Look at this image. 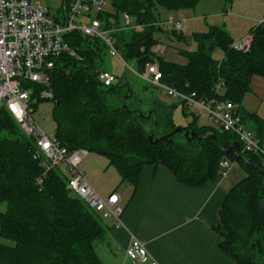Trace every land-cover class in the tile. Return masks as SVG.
<instances>
[{"label":"trees","instance_id":"16d2710c","mask_svg":"<svg viewBox=\"0 0 264 264\" xmlns=\"http://www.w3.org/2000/svg\"><path fill=\"white\" fill-rule=\"evenodd\" d=\"M68 0H63V3ZM200 0H110L113 17L120 23V15L127 13L135 23L145 25L136 33L125 30L117 35L118 47L125 59L141 71L147 64L156 63L162 74L161 82L183 94H195L201 99L216 97L239 105L243 123L252 122L250 130L264 149V121L256 114L240 108L249 91L252 76L264 78V22L249 34L250 49L246 52L231 48L233 40L223 26H210L205 33H194L195 50L179 54L187 59L185 65L154 57L151 49L158 44L156 34L164 33L156 24L157 7L168 12L194 9ZM177 40L185 38L170 32ZM68 43L81 58L60 57L49 71L50 86H27L33 91L31 107L36 112L44 102H51L54 137L69 153L84 150L107 160L120 176V184H138L145 166H162L176 180L190 188L220 180L219 164L236 162L244 176L227 192L220 210L215 231L220 237L219 248L234 264H264V166L263 157L240 153V143L234 134L211 126H198L197 117L185 127L199 140H175L180 131L172 113L175 106L155 105V116L146 119L147 112L132 108L111 107L107 94L117 86L107 87L98 82L100 53L105 51L97 40L79 35L67 37ZM221 53L216 59L215 52ZM117 78V77H116ZM221 82L223 91L214 95V86ZM124 86L121 84L120 87ZM129 91L131 90L127 85ZM49 90L53 100L39 99L41 90ZM128 95V94H127ZM132 96L127 99H131ZM184 113L187 108L179 103ZM153 115V114H152ZM156 124L153 142L149 135ZM148 125V127H147ZM167 136L164 138V136ZM206 136V137H205ZM235 144L238 148L233 147ZM34 144L23 134L4 109L0 114V264H103L97 249L106 240L103 218L87 209L81 200L69 195L67 177L59 169H51L41 186L36 179L42 175L33 160ZM229 149L227 153H224ZM117 188L113 193H116Z\"/></svg>","mask_w":264,"mask_h":264},{"label":"built area","instance_id":"2783aa9c","mask_svg":"<svg viewBox=\"0 0 264 264\" xmlns=\"http://www.w3.org/2000/svg\"><path fill=\"white\" fill-rule=\"evenodd\" d=\"M110 0H68L62 4L59 14L51 15L47 8L33 5L31 0H0V114L6 110L24 135L32 139V152L42 175L36 179L41 186L43 178L54 168L61 169L66 177V190L69 195L78 198L83 204L103 219L114 222L115 228L123 227V206L117 193H110L102 198L88 184L79 165L87 156L84 150L69 153L61 147L54 135L46 134L35 119L31 107L33 91L30 84L41 87L50 86L49 71L54 68L56 60L66 56L76 60L81 58L68 43L67 37L79 35L83 38L97 40L103 44L105 52L117 58L123 66L126 61L118 47L117 35L125 30L141 32L145 25L137 24L127 14L120 15V23L113 17L101 19L103 10ZM62 12V13H61ZM96 13V16H92ZM185 20L169 17L159 20L157 26L163 31L179 33ZM250 34L234 41L231 48L246 52L250 49ZM154 57H162L165 48L159 43L152 49ZM131 72L150 87L159 89L168 97L183 103L191 116L211 122L222 132L234 134L240 143V153H252L263 157L264 149L252 130L246 128L239 114V105L216 97L201 99L195 94H183L161 82L162 74L156 63L147 64L143 70ZM98 82L110 87L117 79L113 73L103 70L97 75ZM223 91V84L214 86V95ZM39 99L52 101L49 90H41ZM264 166V161L263 164ZM220 180L226 179L237 167L236 162L227 160L219 164ZM125 257L135 264H158L150 255L146 245L131 236L124 250Z\"/></svg>","mask_w":264,"mask_h":264},{"label":"crops","instance_id":"0c3cea01","mask_svg":"<svg viewBox=\"0 0 264 264\" xmlns=\"http://www.w3.org/2000/svg\"><path fill=\"white\" fill-rule=\"evenodd\" d=\"M200 6L209 7L208 16L212 17L205 32L210 26H223L233 42L264 22V0H201L194 9L173 12L184 17L176 19L185 20L181 33L187 23L197 19L196 12ZM166 16L169 18L171 15ZM167 17L159 16L160 20ZM169 33L166 31L167 35ZM184 41L189 43L186 39ZM240 108L264 121V78L251 77L249 91L244 95ZM244 125L250 129L252 122L247 120ZM87 156L80 163L79 170L85 179L84 170H90V183L86 179L88 184L104 196L117 188L116 193L123 206V227L117 229L112 220H103L107 236L97 249L103 264H127L124 250L131 236L146 245L158 264H234L221 252L220 237L215 229L220 223L219 210L228 190L244 173L237 182L227 177L190 188L180 184L162 166H145L140 172L138 184L132 187L127 183L120 184L119 174L114 167L108 166L106 159L90 153ZM95 165L101 168V177H96ZM97 178L108 180V183L102 185ZM130 264L135 263L130 261Z\"/></svg>","mask_w":264,"mask_h":264},{"label":"rangeland","instance_id":"374dc122","mask_svg":"<svg viewBox=\"0 0 264 264\" xmlns=\"http://www.w3.org/2000/svg\"><path fill=\"white\" fill-rule=\"evenodd\" d=\"M31 3L35 6L40 5L41 7L47 8L51 15L56 16L57 12L62 11L61 8H62L63 0H31ZM208 10L209 7L206 6L205 8H201L200 6V10L196 12L197 19L191 23H187L182 33L180 32L182 36L186 39V41L188 40L189 42L188 44L185 43V41L177 40L172 33H169L167 35L166 31H164L165 33H160L155 35V38L158 40V43L162 45L166 50L165 54L163 55V59L165 61L179 65H185L187 63V59L181 54H179V51L195 50L196 46L192 40V35L194 33L205 32V29L207 28L206 25L211 23L212 17L208 16L210 14L209 13L210 11ZM103 12L114 14L111 9L110 2L107 4ZM156 15H159L161 18L167 17L166 15L168 16L171 15L169 17H173L175 19L178 18L184 19V17H181V15H177L173 12H170L168 14V11L159 7H157L156 9ZM92 16L95 17L96 13H93ZM170 37H173V39H170ZM213 56L216 59H220L221 53L217 51L214 53ZM97 63L100 68H105L107 71L113 73L117 77V79L113 83V86H117L118 88L116 89L115 92H112L111 94H107L106 100L109 106L122 107L124 98L127 96L129 92V89L127 88V85H129L131 89L130 91L134 94V96L131 99L126 100L128 106L135 109H139L142 112H147L148 115V112L153 111L152 108L154 107V104L155 105L161 104L166 106L173 105L175 107L173 109L172 118L176 126L185 128L187 124L191 121L190 111L184 113L185 111L183 110L182 106L179 104L180 103L179 101H176L168 97L165 93H163L159 89L150 87L146 82L140 80L137 76H135L130 70V69L135 70V66L131 62L128 63L126 62L127 67H125L117 58L111 57L105 51H102L100 53V61L97 59ZM121 84H124V86L120 87ZM105 90H107V88H105ZM52 107L53 105L51 102H44L38 106L35 112V119L39 127L48 135H54V129H55L52 120V112H51ZM151 116L153 118L152 114ZM196 123H197L196 125L198 126H211L215 128V126L211 122H208L207 120L201 118H198ZM175 140L178 142H183L184 136L176 135ZM87 157H91V156H87ZM94 168H95L96 177H101L100 175L101 168L98 165H95ZM84 172L86 179H88V182L90 183L89 180L90 170H84ZM242 173L243 171L239 167H236L231 171L228 177L230 179H233L232 181L237 182L238 178H240L239 176ZM107 177L108 175L106 176V178ZM97 179L100 181L99 183H101L102 185H106L108 183V180L105 181L101 178H97ZM96 193L102 198L107 197L98 192ZM5 208L6 207L4 204H0V212H4ZM0 243L8 246L13 245L11 241H5L2 239H0ZM125 262L127 264H130V261L127 259L125 260Z\"/></svg>","mask_w":264,"mask_h":264},{"label":"water","instance_id":"95a60500","mask_svg":"<svg viewBox=\"0 0 264 264\" xmlns=\"http://www.w3.org/2000/svg\"><path fill=\"white\" fill-rule=\"evenodd\" d=\"M132 96V92L129 91L128 92V95L124 98V101H123V104H122V108H125V101L127 100V98H130ZM151 114H153V117L155 116V112L154 111H150L148 112V115L147 116H144L142 115L141 113H139L140 116L146 118V119H149ZM155 128H156V124L154 123V127L149 135V141H152L153 142V138H154V131H155ZM182 131L183 132V135H184V138L187 139V140H199V138L195 135V133L192 131V130H188L186 128H177L175 129L174 131H172V133H170V135L172 134H176L178 132ZM167 136L169 135H166L164 136V138H166ZM206 137V136H205ZM233 147H236L238 148V145L235 144ZM229 149H226L224 151V153H227ZM263 226H264V220H263Z\"/></svg>","mask_w":264,"mask_h":264}]
</instances>
